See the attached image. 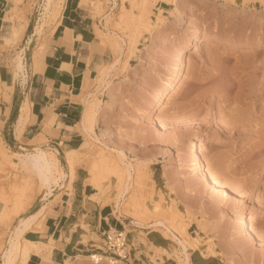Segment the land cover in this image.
<instances>
[{"label": "rangeland", "instance_id": "rangeland-1", "mask_svg": "<svg viewBox=\"0 0 264 264\" xmlns=\"http://www.w3.org/2000/svg\"><path fill=\"white\" fill-rule=\"evenodd\" d=\"M44 1L23 0L13 7L10 18L14 31L22 18L17 19L15 14L30 20L33 13L34 25L44 19L38 36L57 25L59 18H43ZM64 2L55 0L61 8L58 15ZM109 2L95 3L97 14L105 18L94 24V29L107 52L87 74L81 99L85 104L99 101L93 107L101 106L96 132L106 139H102L103 144L87 133L61 145L51 143L46 136L6 139L2 128L10 108L4 107L3 100H8L9 93L24 80L30 60L24 33L19 40L0 41V250L21 215L36 213L42 204L49 210L64 197L70 198L77 211L70 214L60 238L68 242L69 251L75 244L87 255L92 244H101L100 235L88 225L87 211H79L76 205L78 188L88 187L94 196L81 197L97 204L103 218L109 215L111 225L124 228L142 264H181L182 246L154 225L158 219L185 233L182 235L189 242L192 264H264V0H149L143 20L135 23L120 16L128 11L139 15L141 0H116L113 10ZM126 20L130 24L125 25ZM198 30L202 36L196 42ZM116 40L121 42L117 50L113 45ZM235 41L243 45L234 46ZM182 45L187 47L183 58L178 51ZM19 58L26 64L22 72L16 71ZM176 73H182L177 86L157 99ZM102 80H110L112 87L103 93L99 87ZM237 117L241 121L234 127L233 121L239 122ZM106 145L124 150L132 165L129 193L119 199L117 208L120 184L115 176L109 174L107 180L103 179L102 189L92 184L90 163ZM37 146L54 152L62 173L67 174L65 181H60L65 188L54 184L55 196L48 199L42 196L46 189L36 176L21 169L17 156H13L15 152H32ZM193 149L200 152L202 169L196 164ZM2 154L13 164L3 160ZM207 173L216 175L219 184L213 183ZM97 180H101L100 174ZM129 194L138 199L139 218L132 214L135 211L123 209ZM121 210L122 219L117 221ZM243 214H253L250 230L239 226ZM38 227L27 236L48 242L40 234L42 224ZM50 240L54 247L61 245L54 237ZM213 248L217 253L213 254ZM30 256L24 249L17 264H26ZM42 261L93 264L87 257L76 260L60 253L54 262L52 256Z\"/></svg>", "mask_w": 264, "mask_h": 264}, {"label": "crops", "instance_id": "crops-1", "mask_svg": "<svg viewBox=\"0 0 264 264\" xmlns=\"http://www.w3.org/2000/svg\"><path fill=\"white\" fill-rule=\"evenodd\" d=\"M96 1L65 0L59 23L46 29L41 36L35 33V18L32 20L33 13L30 15L29 25L23 36V41L27 42L25 47L29 52L30 68L24 80L18 82L14 92L9 93L8 100H3L4 107L10 108V115L5 118L2 128L6 139L12 141V137H22L33 140L44 132L51 143L61 145L71 143L86 133L82 122L87 104L81 100L85 78L107 52L102 37L94 29V24L98 25L105 18L97 14ZM14 2L15 0H0V41L4 38L10 41L15 37L14 22L10 18ZM36 11L38 10L35 9ZM27 37L32 39L30 44ZM26 98L30 101V112L25 123L19 124L20 107ZM155 179L159 180L160 177L156 175ZM94 186L95 189L98 188ZM84 194L94 195L88 191V187L78 188L77 195L80 198H77L79 203L76 205L79 211H87L85 215L89 217L88 225L100 235L107 222L110 224L109 215L103 218L97 204L89 198L86 201L85 197H81ZM74 209L76 207L72 206L70 198L65 200L62 197L46 213L45 227L40 234L47 241L54 237L56 243L61 242L60 246L54 247L53 262L59 253L62 257H70L81 250L73 244L69 251L68 242L60 238ZM26 264L44 263L39 255L31 254Z\"/></svg>", "mask_w": 264, "mask_h": 264}, {"label": "bare ground", "instance_id": "bare-ground-1", "mask_svg": "<svg viewBox=\"0 0 264 264\" xmlns=\"http://www.w3.org/2000/svg\"><path fill=\"white\" fill-rule=\"evenodd\" d=\"M22 2H23V0H15L14 8L17 7L19 5V3L21 4ZM141 3H142L141 4L142 6L140 5L141 8H138L137 7L138 5H136V3L133 5L135 8L140 9V13H138L140 16L137 15L135 12L128 11L126 13L123 12V15L121 14V16H120L121 19L122 20L127 19L129 22L132 21V23L133 22L135 23L137 20H139V21L143 20V15L146 13V11L144 13V10H146L145 8L147 7V5L149 3V0H141ZM43 8H44V11L42 13L43 14V18L48 17L49 15H53V16L59 18V20H60V17H61V14H62V10H61L60 14L58 15L57 12H59L58 10H60L61 8L60 7H59L60 9L57 8V4L55 3V0H45L44 4H43ZM24 16H20L19 14L18 15L17 14L14 15V17H16L17 19L22 17L21 19L18 20L19 22H18V24H17V26L15 28L16 30H15V38L14 39H16V40L20 39V37L22 36L24 31L26 30L27 26L29 25L28 24L29 23L28 17L27 16L24 17ZM43 20H41V21L39 20V22L35 26L34 30H35V33L37 35L42 30V27H43V24H44ZM122 20H121L120 23H122ZM127 20H126V22H123V23H125V25H127L126 24L128 22ZM34 30H33V32H34ZM97 32H98V30H97ZM201 36H202L201 35V31L198 30L196 32V34H195L196 42H198L201 39ZM31 41H32V39L30 38L28 44H30ZM218 42L227 43V41H225V40L224 41L223 40L222 41L219 40ZM236 42L237 41L233 42L232 44L234 46H240L242 44V43H239V42L236 43ZM120 43L121 42L116 40L114 42V44H113L114 47H115L114 49L121 48ZM29 47H30V45H29ZM186 48L187 47L185 45H182L180 47V49H178L179 54L181 55L182 58L184 56ZM18 57H19V55H18ZM118 60L119 59H117L114 62H112V67L114 66L115 62L116 63L118 62ZM25 65L26 64H24V61L22 60V58L17 59V61H16V71H18V72L21 71L22 72L24 70V67H26ZM103 69L101 68V70H103ZM102 73L104 75H107L108 71L104 70V71H102ZM181 74L182 73H176L175 75L172 76V79L166 85V88H164V89L159 91L157 99L163 98L167 94L168 90H171L172 88L177 86L178 81L181 78ZM110 83H111L110 80H108V82H105V81L103 82V80L101 81V84H100L99 87H101L102 93L107 91L108 89H110V87H111ZM92 101L88 102V104L86 105V111H85V114H84L82 126H83L84 131H86V133L89 136H91L93 139H96L99 143L103 144L102 141L106 140V139H104V137L101 138L100 136H98V134L96 132V128H95L96 124H98L97 120L99 118V115L101 114L100 113L101 112V110H100L101 106H100V104H98L97 108H95L96 105H95V107H93L94 102L95 101L99 102V101L98 100H95L94 102H92ZM29 109H30V101H29L28 98H26L22 102L21 107H20V114L18 116L19 124H24L25 123V121L27 119V115H28V110ZM156 111H157V109H156ZM238 120H239V118H238ZM240 121H241V119L239 120V122L236 121V119H235L233 121L234 123H232L233 124L232 126H234V127L236 125L239 126ZM243 127H244V125H243ZM43 137H44V132H42L36 138L37 139H41ZM43 143H44V141H43ZM192 145L194 147L197 146V144L195 142H193ZM26 149H28V148H26ZM71 149H74V148H71ZM193 150L196 151V155H197L196 164H197V166L199 168L202 169V157L200 156V152H198V150H196V149H193ZM112 151H115L116 154L114 152H112ZM123 151L122 150H117L115 148L109 149V146L106 145L105 148L101 149L99 152L96 153V156L94 157V161L92 163H90L91 167L89 166L90 167V171L92 173V176L94 177V179H92V184L96 185L100 189H102V180L103 179L107 180L108 176H110L109 174H112L113 176H115L117 178V180H118L120 185H119V188H118V195H117V197L115 199V208H117L119 199L124 194L129 193V190H130L129 181L132 178V172H131L132 165H131L130 162H128L126 160V155L127 154H125ZM4 154H2V156H1V157H3V160L5 159V161L9 162L10 164H13L9 158L5 157ZM14 154L15 155H13V156H17V159L19 160L18 165H20L21 169H23L24 171L33 173V175H35L36 178L38 179L39 185L43 186L46 189V190L44 189L45 190L44 191L45 195H42V196H44V199L51 198L54 195V193H53L54 184L58 185V186H61L60 181H63L64 177L65 178L67 177V174L62 173L61 166H60V161L58 160L59 158L56 157L54 152L49 151L48 148H45L44 146L34 147L33 151L29 152V153H19V152L17 153V152H15ZM73 154H74L73 155V161L75 163V161H76V152H74ZM6 156H7V154H6ZM8 156H10V155H8ZM12 160H14V159H12ZM72 165H71V172H72V176H74V171H73ZM103 169H104V171H103ZM102 171H103L104 175H103V173H101ZM97 174L101 175V180L100 181L97 180ZM207 174H208L209 178L213 181V183L219 184V179L215 177L216 175L214 176L213 173L211 175L209 173H207ZM217 175H218L217 177H219V174H217ZM105 185H106V183H105ZM65 186L66 185L64 184L63 187L65 188ZM109 187L110 186H108V188ZM240 196L241 197L243 196L242 193H240ZM163 204L166 205L165 203H163ZM138 205H139L138 199L136 198L135 195L131 194L128 197V202H127V204L125 206L126 208H123V209L126 212H129V213L135 211L132 214H134V215H136L138 217V213H139V212H137L138 211V209H137ZM124 210L120 211V214L118 215V219H122L120 217V215L124 213ZM47 212H48L47 204H42L40 206V209L36 213L31 214V215H25L24 214V215H21L18 218L16 224L13 225L12 229L11 228L9 229V234H8V238L6 240V243L2 247V249L0 250V256L2 258V263L1 264H17V263H19L21 258H22V253H23L24 249H26L29 252L30 255L31 254L39 255L40 257L43 258L44 261H47V260H49L51 258L52 251H53V248H54L52 240H49L48 242H46V241H41V240H35V239H32L29 236H27V234L31 230L35 229L36 226L38 227L39 224H42V229H44V227H45L44 219H45V216H46ZM127 215H128V213H127ZM134 215H130V216L134 217ZM252 217H253V214L250 215V216H248V214H243L238 220L239 226L245 228L246 230H250L249 219H251ZM140 218H142V217H140ZM123 222H124V226L127 227L128 226L127 223L124 220H123ZM154 225L162 227L163 231L165 232V235L167 234L166 236L170 237L179 247L182 246V249H180L181 252L179 251L180 253H182V256H180V255L177 256V257L180 256L181 264H192L190 262V253L188 252V250H189V246H188L189 242H187L188 240L185 239L184 236H183V235H185V233L180 231V230L178 231L179 233L176 232V230L171 227L172 225L171 226L167 225V223L165 222L164 219L156 220ZM38 228H40V227H38ZM158 229H160V228H158ZM52 238L53 237H51V239ZM212 252H213V254L217 253V248H213ZM99 264H125V263H123L121 261H118V262L108 261V263H107V261H103V262H100Z\"/></svg>", "mask_w": 264, "mask_h": 264}, {"label": "built area", "instance_id": "built-area-1", "mask_svg": "<svg viewBox=\"0 0 264 264\" xmlns=\"http://www.w3.org/2000/svg\"><path fill=\"white\" fill-rule=\"evenodd\" d=\"M108 4L110 9L113 10L116 7V0H110ZM100 238L101 244H92L91 249L87 250V255H84L82 251H78L70 257H74L76 260L87 257L93 264H99L103 261H107V263L108 261H121L125 264H142L140 258L136 255L137 249L133 246L124 228H118L107 222V226L100 231Z\"/></svg>", "mask_w": 264, "mask_h": 264}]
</instances>
